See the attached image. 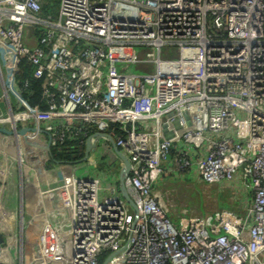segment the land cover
Instances as JSON below:
<instances>
[{
  "label": "built area",
  "instance_id": "built-area-1",
  "mask_svg": "<svg viewBox=\"0 0 264 264\" xmlns=\"http://www.w3.org/2000/svg\"><path fill=\"white\" fill-rule=\"evenodd\" d=\"M45 2L0 0V129L19 138L34 124L48 151L76 138L77 160L87 138L113 141L129 161L124 174L109 160L111 186L69 170L50 189L66 212L64 264H264V0H59L55 15ZM22 58L45 109L22 107ZM172 172L240 194L205 220L175 217L163 203Z\"/></svg>",
  "mask_w": 264,
  "mask_h": 264
},
{
  "label": "crops",
  "instance_id": "crops-1",
  "mask_svg": "<svg viewBox=\"0 0 264 264\" xmlns=\"http://www.w3.org/2000/svg\"><path fill=\"white\" fill-rule=\"evenodd\" d=\"M48 2H45L44 5L47 8L52 7V5H48ZM56 9L58 10V6H56ZM0 101L2 110L7 112L8 105L3 99L1 80ZM10 103L14 109L19 106L13 94L10 95ZM27 126L23 131L21 130L22 132L20 131L19 138L8 131L9 125L2 126L3 128L0 129V234L3 237L0 244L5 247L1 256L2 259L5 258V262L1 260L0 264H43L46 259L43 258V253L39 251L41 243L44 245V252L46 250L48 253L55 254L58 263L64 264L67 256L65 245L70 239V234L66 231L68 225L65 224L61 232H57L53 223L45 225L43 221L47 213L52 209L62 207L60 192L50 189L59 187L65 181L66 171L70 170L72 174L77 176L76 170L80 167V163H87L89 160H91L89 162L91 166L94 165L99 170L96 173L103 177L101 169L107 165L109 160L117 159L119 155L118 153L116 154L112 146L109 148L100 144L97 146L94 141L91 143V150L86 160L65 162L51 156L45 158L43 153H51V148L50 151L46 149L47 135L38 133V129L33 130V128H30L35 127L34 124L28 123ZM21 134H23L22 137H27L32 142L35 141L40 143V145L43 144V146L25 145L21 140ZM35 134L37 135L34 136ZM42 141H45V143ZM19 146H21L26 162V164L22 163V171L18 163L17 148ZM29 147L38 149L39 154L37 155L41 156L40 168H38L37 155ZM6 158L7 160H5ZM92 172L93 169H91V172L87 171V174ZM171 174L174 175L175 179H171L168 183L167 187L169 188L176 184V177H187L179 175L177 172H172ZM119 178L120 176L113 171L105 184L111 186L113 181H118ZM161 179L164 178L161 176L159 180ZM176 186L178 187L179 184H176ZM225 186L230 187L231 184L227 182ZM208 189L211 191L217 190L216 186ZM239 190L241 189L239 188ZM225 193V195L232 196L226 190ZM6 247L10 257L5 251Z\"/></svg>",
  "mask_w": 264,
  "mask_h": 264
},
{
  "label": "rangeland",
  "instance_id": "rangeland-1",
  "mask_svg": "<svg viewBox=\"0 0 264 264\" xmlns=\"http://www.w3.org/2000/svg\"><path fill=\"white\" fill-rule=\"evenodd\" d=\"M48 3H49L48 5H52L51 1L48 2ZM48 12L50 14H52V15L57 14L56 6H53V8L52 7L48 8ZM134 71L137 72V70H135V69H134ZM22 136H23V134H21L22 142H24L25 145H27L28 143L26 141H28L29 139H27V137H22ZM30 141L32 142V140H29V142ZM43 155H44V153H43ZM36 157L39 158V155H37ZM89 162H91V160H89ZM89 162L80 163V167L76 170V173L78 174L77 176H79V175L83 176V175L87 174V171L91 172V169H93L94 172H99V170L97 168H95L94 165L91 166V163H89ZM23 163L26 164L24 156H23ZM115 163L119 164V161L117 160ZM107 169H108V167L106 165L104 166V168L101 169V172H102V174H104V176L107 175V174H110L112 172V171H108ZM107 178H109V175H108ZM194 179H196V177L194 175L187 176L185 178L176 177V182H177V184L180 185V187H182V185L187 186L188 184H192L191 189H193V191L190 192L191 196L187 199V202H186V206L189 207V212H191L190 204L194 203V201L196 199L195 196L197 195V193H199V197H200V201H201L200 202V207L204 211L203 212L204 219H206L210 215L211 211L216 208V205L218 204V202H220V200L224 197V195L226 194L225 190L227 192H229L230 194H232V195H236L237 196V195L240 194L239 193L240 190L238 188L229 187V186H222V188L220 189L221 192H218L217 190L211 191L210 189H208L209 187H207L206 185H199L198 182H196ZM175 188H178V187H171V190H173ZM163 198H164V196H163ZM163 203H164L165 207L167 209H169V206L166 205L164 199H163ZM218 207H223V206L220 205ZM170 213L173 216L176 217V213L175 212L170 211ZM178 213H179V215L182 214L180 212V205L178 206L177 214ZM65 214H66V212H65V210L62 207H59V208H56V209H52L49 213H47L46 216L43 215V216H45V218H44L45 220H43L44 224L45 225H51L53 223V226L55 227V230L57 232H61V229L66 224V221H65L66 216H65ZM48 215H50V217H48ZM193 215L194 214H190V213L185 214L186 217H188V216L189 217H194ZM199 217H202V216H199ZM48 220H50V221L48 222ZM54 221H55V223H54Z\"/></svg>",
  "mask_w": 264,
  "mask_h": 264
},
{
  "label": "trees",
  "instance_id": "trees-1",
  "mask_svg": "<svg viewBox=\"0 0 264 264\" xmlns=\"http://www.w3.org/2000/svg\"><path fill=\"white\" fill-rule=\"evenodd\" d=\"M53 6H58V0H50ZM35 66L27 59L22 58L18 65L17 79L20 83L28 81L29 87L21 94L22 107H38L45 109L46 104L42 97L41 79L33 76ZM92 132V131H91ZM90 134V131H88ZM78 139L69 138L62 145L51 148V157L62 161L77 160ZM83 156V154L81 155ZM79 158V157H78Z\"/></svg>",
  "mask_w": 264,
  "mask_h": 264
},
{
  "label": "bare ground",
  "instance_id": "bare-ground-1",
  "mask_svg": "<svg viewBox=\"0 0 264 264\" xmlns=\"http://www.w3.org/2000/svg\"><path fill=\"white\" fill-rule=\"evenodd\" d=\"M207 187H214L211 185H208ZM193 189H191V186H185L182 185V187L175 188L171 190L170 192H166L164 194V200L166 205L169 206V210L173 211L175 213L178 212V206L180 205V212L184 215L187 213L194 214L193 216H202V220H205L203 217V210L200 207V197L199 193L195 196L196 199L193 204H190L191 212H189V207L186 206L187 199L191 196L190 192H192ZM179 214V213H178Z\"/></svg>",
  "mask_w": 264,
  "mask_h": 264
},
{
  "label": "water",
  "instance_id": "water-1",
  "mask_svg": "<svg viewBox=\"0 0 264 264\" xmlns=\"http://www.w3.org/2000/svg\"><path fill=\"white\" fill-rule=\"evenodd\" d=\"M22 131L24 130V129H21ZM21 131V132H22ZM90 139H91V137H89V138H87V140H86V143H85V148H86V154H85V156H84V158L83 159H81V160H79V161H83V160H86L87 159V156H88V154H89V152H90V150H91V144H90ZM30 146H43V144H41L40 145V143H36V142H29V141H26ZM112 143H113V147H114V150H115V152L116 153H118V155H119V157H121L122 158V160L124 161V163H125V165H126V168H125V170H124V174L125 173H127V171H128V167H129V161H128V159H127V157L124 155V154H122L121 153V151L116 147V145H114V142L112 141ZM48 149H49V146H48ZM73 163V162H72ZM3 237H2V235L0 234V242H2V239Z\"/></svg>",
  "mask_w": 264,
  "mask_h": 264
}]
</instances>
